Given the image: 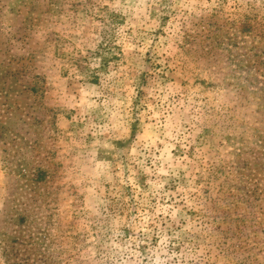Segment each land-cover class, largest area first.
<instances>
[{
    "label": "rangeland",
    "instance_id": "obj_1",
    "mask_svg": "<svg viewBox=\"0 0 264 264\" xmlns=\"http://www.w3.org/2000/svg\"><path fill=\"white\" fill-rule=\"evenodd\" d=\"M0 264H264V0H0Z\"/></svg>",
    "mask_w": 264,
    "mask_h": 264
}]
</instances>
